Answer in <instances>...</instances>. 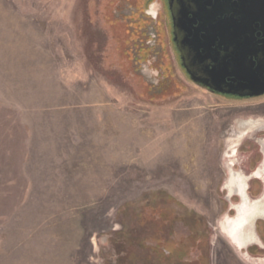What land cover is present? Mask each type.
<instances>
[{
    "label": "rangeland",
    "instance_id": "rangeland-1",
    "mask_svg": "<svg viewBox=\"0 0 264 264\" xmlns=\"http://www.w3.org/2000/svg\"><path fill=\"white\" fill-rule=\"evenodd\" d=\"M159 7L0 0V264H264V220L222 226L231 169L264 193V97L192 83Z\"/></svg>",
    "mask_w": 264,
    "mask_h": 264
},
{
    "label": "flooded vegetation",
    "instance_id": "flooded-vegetation-1",
    "mask_svg": "<svg viewBox=\"0 0 264 264\" xmlns=\"http://www.w3.org/2000/svg\"><path fill=\"white\" fill-rule=\"evenodd\" d=\"M156 1H159L160 4L159 9L156 8V14L154 12V14L146 12V15L151 19L150 21L152 23L155 22L157 31L160 35H164L165 31L163 30L164 28L166 29L169 35L170 45L179 59L180 67L192 83L211 95L222 96L229 99L247 100L264 97L248 96L251 91L238 87L240 81L235 76L225 78V83L220 87L215 86L210 76L215 62L211 59L202 60L192 47L191 42L197 31L209 30L210 26L213 27L210 22L215 11H219L220 9L224 10L225 6L227 7L229 4H235L236 0ZM159 34H156V32L154 34L153 31L147 34V45L150 47L149 50H153L160 42ZM160 38L162 39V36ZM218 48V45L214 46V49ZM235 48L236 47L233 45L229 46L228 49L226 46H222L219 54L220 59L227 56L232 57L235 53ZM245 53L247 58L246 63L248 64L246 72H248V74L245 76L246 80L243 81H264V76L257 74L258 71L261 70V65L264 63V31L255 29L253 38L249 36L248 44L245 47ZM142 72L145 73V70ZM148 74L149 76L153 75L151 71H148ZM215 89H220L221 92L218 93ZM259 129L260 128L256 130ZM261 145L264 155V142H261ZM252 177L264 181V159L257 170L253 172ZM248 181L249 178L244 176L241 172H235L231 169L228 181L225 185V190L228 192V200L237 197L240 199V202L238 204H231L235 216L231 217L227 215L222 222V226L226 237L241 251L246 250L251 245L263 247L254 233V226L257 220H264V205H259L260 202L264 200V193L256 200L251 199L248 194Z\"/></svg>",
    "mask_w": 264,
    "mask_h": 264
},
{
    "label": "water",
    "instance_id": "water-1",
    "mask_svg": "<svg viewBox=\"0 0 264 264\" xmlns=\"http://www.w3.org/2000/svg\"><path fill=\"white\" fill-rule=\"evenodd\" d=\"M228 6L215 11L210 22L213 27L194 34L192 47L202 60L211 59L215 62L210 73L215 86L220 87L225 83V78L235 76L240 81L238 87L251 91L248 96H264V81H243L248 74L245 47L249 36L253 38L255 29L264 31V0H236L235 4ZM216 45L218 49H214ZM232 45L236 47L233 56L220 59V48L226 46L228 49ZM257 74L264 76V63ZM215 91L221 92L220 89Z\"/></svg>",
    "mask_w": 264,
    "mask_h": 264
},
{
    "label": "bare ground",
    "instance_id": "bare-ground-1",
    "mask_svg": "<svg viewBox=\"0 0 264 264\" xmlns=\"http://www.w3.org/2000/svg\"><path fill=\"white\" fill-rule=\"evenodd\" d=\"M169 146V145H168ZM165 157H168V159H169V156L168 155H166ZM164 157V158H165ZM259 205H264V200L262 201V202H260V204Z\"/></svg>",
    "mask_w": 264,
    "mask_h": 264
}]
</instances>
